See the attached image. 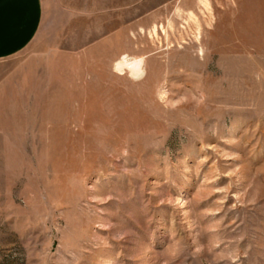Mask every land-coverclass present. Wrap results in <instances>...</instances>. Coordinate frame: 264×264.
I'll use <instances>...</instances> for the list:
<instances>
[{
    "label": "rangeland",
    "instance_id": "obj_1",
    "mask_svg": "<svg viewBox=\"0 0 264 264\" xmlns=\"http://www.w3.org/2000/svg\"><path fill=\"white\" fill-rule=\"evenodd\" d=\"M130 17L0 64V264H264V0Z\"/></svg>",
    "mask_w": 264,
    "mask_h": 264
},
{
    "label": "crops",
    "instance_id": "obj_2",
    "mask_svg": "<svg viewBox=\"0 0 264 264\" xmlns=\"http://www.w3.org/2000/svg\"><path fill=\"white\" fill-rule=\"evenodd\" d=\"M175 1L0 0V64L17 60L23 67L27 54L50 52L123 54L127 15L149 19Z\"/></svg>",
    "mask_w": 264,
    "mask_h": 264
},
{
    "label": "bare ground",
    "instance_id": "obj_3",
    "mask_svg": "<svg viewBox=\"0 0 264 264\" xmlns=\"http://www.w3.org/2000/svg\"><path fill=\"white\" fill-rule=\"evenodd\" d=\"M116 68L122 70L124 68L134 76H140L144 71V58L143 57H129L123 55L117 62ZM122 72V71H121Z\"/></svg>",
    "mask_w": 264,
    "mask_h": 264
}]
</instances>
